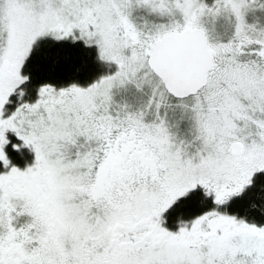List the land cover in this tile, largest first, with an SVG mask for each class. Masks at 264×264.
<instances>
[{"label": "snow or ice", "instance_id": "6c2138e0", "mask_svg": "<svg viewBox=\"0 0 264 264\" xmlns=\"http://www.w3.org/2000/svg\"><path fill=\"white\" fill-rule=\"evenodd\" d=\"M0 264H264V0H0Z\"/></svg>", "mask_w": 264, "mask_h": 264}]
</instances>
